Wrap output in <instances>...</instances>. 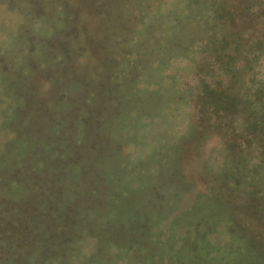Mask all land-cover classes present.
<instances>
[{
  "label": "rangeland",
  "instance_id": "374dc122",
  "mask_svg": "<svg viewBox=\"0 0 264 264\" xmlns=\"http://www.w3.org/2000/svg\"><path fill=\"white\" fill-rule=\"evenodd\" d=\"M249 112L264 0H0V264H264Z\"/></svg>",
  "mask_w": 264,
  "mask_h": 264
},
{
  "label": "trees",
  "instance_id": "16d2710c",
  "mask_svg": "<svg viewBox=\"0 0 264 264\" xmlns=\"http://www.w3.org/2000/svg\"><path fill=\"white\" fill-rule=\"evenodd\" d=\"M230 115L231 114L230 113H227V112L224 114L225 117H230ZM245 117L247 119V121L245 119L246 126L247 127L249 126V128H250V129L248 128V130H252V131H250L251 134H250V136H248V139L249 140L251 139V141H252V138H253L257 142H260L262 145H264V141H262L261 139H259L260 136H263L264 135V114H262L260 116H258V115L255 116V115H253V114L250 113V115L245 116ZM250 132H248V133H250ZM255 137H258V138H255ZM255 230H256V228H255ZM37 263L42 264L43 262H38L37 261ZM34 264H36V262Z\"/></svg>",
  "mask_w": 264,
  "mask_h": 264
}]
</instances>
